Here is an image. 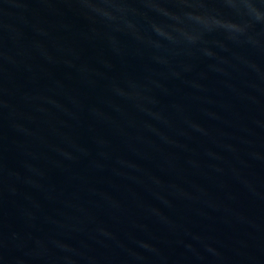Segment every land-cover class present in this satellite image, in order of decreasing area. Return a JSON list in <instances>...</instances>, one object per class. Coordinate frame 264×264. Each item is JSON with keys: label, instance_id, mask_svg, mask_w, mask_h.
Listing matches in <instances>:
<instances>
[{"label": "water", "instance_id": "1", "mask_svg": "<svg viewBox=\"0 0 264 264\" xmlns=\"http://www.w3.org/2000/svg\"><path fill=\"white\" fill-rule=\"evenodd\" d=\"M0 264H264V0H0Z\"/></svg>", "mask_w": 264, "mask_h": 264}]
</instances>
